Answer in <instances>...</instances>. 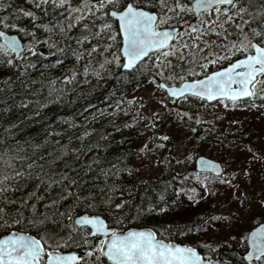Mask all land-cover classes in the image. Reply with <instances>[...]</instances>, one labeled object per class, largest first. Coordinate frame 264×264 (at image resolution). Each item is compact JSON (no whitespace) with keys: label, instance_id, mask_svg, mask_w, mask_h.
Returning a JSON list of instances; mask_svg holds the SVG:
<instances>
[{"label":"trees","instance_id":"obj_1","mask_svg":"<svg viewBox=\"0 0 264 264\" xmlns=\"http://www.w3.org/2000/svg\"><path fill=\"white\" fill-rule=\"evenodd\" d=\"M152 2L154 0H149ZM174 2L167 0L169 5ZM181 2L189 3V0ZM58 4L59 0H47V3L0 0V29L16 33L25 50L28 45L23 42L24 30L32 35L36 44L31 56L21 57L12 64L6 63L13 59L11 52L0 48V210L5 211L2 216L9 223L0 225V237L31 227L27 220L47 217L45 232L48 234L43 238L47 244L55 246L60 238L69 234L68 226L73 225L74 219L85 213L99 215L108 225L118 228L107 207L88 208L82 203L88 197L99 204L110 194L108 189L115 187L118 191L112 212L116 219L124 220L119 228L147 227L156 231L161 239L196 248L203 257L220 256L235 264H247L240 255L246 249V241L240 245L233 241L238 239L236 230L213 241L206 239L211 225H205V219L216 198L214 183L219 178L195 171L182 174L172 162L155 179L142 178L134 168L144 135L162 125L163 112L154 122H148L144 114L145 100L134 96L138 88L157 80L155 71L159 68L157 57L162 56L161 52L149 56L129 72L122 71L121 59L114 57V54L120 57L115 42L106 37L82 39L95 33L100 25L99 19L87 15L88 2L84 1L87 11L83 16L77 14L69 0H64L63 6ZM240 5L254 18L250 26L243 28V33L248 31L253 35L250 29L264 25V0H240ZM158 7L152 8V12L156 13ZM25 12L32 13L35 20L24 16ZM244 19H249L247 14ZM185 23L199 26L192 15H183L182 19L174 18L161 27L167 28L170 24L185 31ZM228 39L235 41L238 37ZM177 41L190 43L184 36L178 37L172 45ZM200 47L205 45L202 43ZM177 49L180 51L179 47ZM215 52L212 48L213 58ZM185 54L193 56L186 51ZM199 56L202 53L195 55ZM230 57L234 61L242 56L230 53ZM228 62L224 59L210 64L196 76L185 79L201 78ZM66 76H69L68 81L61 82ZM256 86L254 96L247 100L219 102L226 110L233 111L264 108V92H258ZM186 99L202 103L193 97ZM221 126L225 127L220 131L227 140L234 137L240 141L231 124L221 123L216 128ZM187 138L195 144L190 151L199 152L203 138L200 125L192 129ZM226 148L228 150L229 146ZM212 152L204 154L218 159ZM121 202L123 208L115 209V204ZM256 210L260 215L251 225H242L244 229L264 221V207ZM180 228L184 229L183 235ZM30 230L37 233L35 228ZM244 232L242 237L246 235ZM254 264H264V258Z\"/></svg>","mask_w":264,"mask_h":264},{"label":"snow or ice","instance_id":"obj_2","mask_svg":"<svg viewBox=\"0 0 264 264\" xmlns=\"http://www.w3.org/2000/svg\"><path fill=\"white\" fill-rule=\"evenodd\" d=\"M43 2L47 3V0ZM63 3L64 0H59L57 6H63ZM83 3L84 0L82 6ZM157 5L159 6L157 12L153 13L152 8H157ZM36 6L39 7L38 4ZM88 7L87 15L99 19L100 25L95 33L82 39L106 37L107 40L115 42L118 52L123 56L124 69L132 68L138 60L150 52L158 51L164 56L174 54L177 49L169 41L184 36L190 43L179 44L177 41L181 60L186 59L185 51L191 53L193 58L197 53H208L201 56L204 63L199 67L202 71L210 64L215 65L224 59L229 60L226 67L221 66L218 70L205 75L203 79L181 83L178 89H168L173 97L187 94L208 101L217 97L237 101L245 97H253L257 78L264 76V25H260L258 29H250L253 33L251 40L243 34V28L250 26L254 18L246 7L240 5V0H189V3L175 0L172 5H169L167 0H154L152 3H149V0H88ZM205 14L206 21L201 19ZM245 14L249 19H244ZM183 15L195 17L199 27L187 23L183 26L185 31H178L170 24L167 29L161 27L174 18L182 19ZM24 16H31L35 20V16L30 12H25ZM117 22L118 27L114 28L113 25ZM113 32L116 33L115 36L112 35ZM230 36H236L238 39L230 40L228 39ZM117 37H122V41ZM205 37L215 39L209 43ZM221 40H226L227 43H220ZM0 41H4L0 43V48H5L6 45L7 50L18 54L20 45L15 36H6L5 33L0 32ZM202 43L205 45L204 48L200 47ZM121 44L122 46H119ZM213 44L225 49L224 52L217 53L215 58L212 56ZM92 51H95V48ZM230 53H240L242 58L232 61ZM114 57L118 60L120 58L116 54ZM6 63L12 64L13 59H8ZM164 67L171 65L165 62ZM161 74L163 75V71ZM161 139L167 140L168 137L164 136ZM117 191V188L110 187L108 189L110 194L99 204L88 197H85L82 203L88 208L107 207L118 229L109 227L101 216L81 215L73 221V225L68 226L69 234L52 246L40 235L48 218L27 220L26 222L36 229L37 235L21 230L0 238V264H83L82 256L73 251H65L73 246L81 248L82 245L86 246L83 248L84 256L91 257L97 253L98 259L106 257L109 264H215L207 257H203L194 247L157 239L156 231L152 229L127 231L119 229L124 220L116 219L112 212ZM80 199L77 197V200ZM261 207H264V202H261ZM122 208L123 202L115 204V209ZM89 225L91 230L85 232L84 226ZM179 232L183 235L184 229L180 228ZM245 241L249 250L242 257L243 260L251 261L253 258L260 260L264 257V224H259L242 237V242Z\"/></svg>","mask_w":264,"mask_h":264},{"label":"rangeland","instance_id":"obj_3","mask_svg":"<svg viewBox=\"0 0 264 264\" xmlns=\"http://www.w3.org/2000/svg\"><path fill=\"white\" fill-rule=\"evenodd\" d=\"M84 1L88 2V0ZM69 2L78 15L83 16L85 10L87 11L83 7L84 3L82 6V0H69ZM201 19L206 21V14L202 15ZM20 28L23 29L22 26ZM25 32V30L22 32L23 42L27 43L28 49L22 53V57H29L36 44L32 35L29 32L25 35ZM243 34H246L249 40L253 37L248 31ZM175 46L176 49L179 47L177 42ZM213 50L218 53L224 49L213 44ZM185 56L186 59L181 60L180 51L177 49L174 54L157 57L159 61V68L155 71L157 80L144 84L134 92V96H139L146 102L144 114L148 122H154L155 117L161 112L163 114L161 127L144 135L140 152L133 165L142 178L155 179L169 167L171 162L176 163V171L182 174L194 171V162L199 156L219 162L223 166L224 173L219 177V181L214 183L216 198L205 219V225H211L206 231L208 235L206 239L213 241L222 237V234L236 230L235 237L238 239L233 241L240 245L244 231L247 234L253 227L244 229L242 225H251L256 216L260 215L256 209L263 208L261 202H264V108L253 107L233 111L226 110L220 102L206 104L203 101L198 103L183 98L184 101L180 103L178 100L169 99L158 87V82L178 85L188 76H196L201 69L199 65L204 63L201 56L195 58L187 54ZM165 62L171 67H164ZM256 84V90L263 93L264 77H260ZM221 123L231 124V129L236 131L240 141L234 137L227 140V136L220 131L225 127L216 128ZM198 125L201 127L203 138L199 152L193 154L190 150L195 144L189 141L187 136ZM164 136L168 139H161ZM227 145L228 150H226ZM210 150L218 159L204 154L205 151L210 153ZM48 203L46 200L45 204ZM3 213L5 211L0 210V225H8L9 223L4 219L6 217L2 216Z\"/></svg>","mask_w":264,"mask_h":264},{"label":"water","instance_id":"obj_4","mask_svg":"<svg viewBox=\"0 0 264 264\" xmlns=\"http://www.w3.org/2000/svg\"><path fill=\"white\" fill-rule=\"evenodd\" d=\"M194 19H196V18L194 17ZM116 24H117V27H118V22H117ZM176 28H177V27H176ZM165 29H167V28H165ZM177 30L180 31L179 28H177ZM0 32L5 33L6 36H15V37H16L17 42H18V44L20 45V50H19L18 54H17V53H13V52H11V51H10V52L13 54V57H15V58H13V61H17V60L20 58V56H21V54L23 53V51H24V48H23V45H22L21 40L19 39V37H18L16 34L8 33V32L3 31V30H1V29H0ZM120 39H121V41H122V37H120ZM173 40H174V39H173ZM173 40L169 41V43L171 44V43L173 42ZM0 42L3 43L4 41H0ZM120 46H122V44H121ZM5 48H6V45H5ZM8 51H9V50H8ZM157 52H158V51H157ZM153 53H155V52H150L148 55L142 57L141 60H138V61L132 66V68H130V69H124V68L121 66V70H122V71H125V72H129V71L135 69V68L138 66V64H139L140 62H142L143 60H145L150 54H153ZM120 57H121V60L123 61V56H122L121 53H120ZM225 67H226V66H225ZM209 74H210V73H209ZM203 78H204V77L199 78V79H203ZM68 79H69V76H66L65 78H63V79L61 80V82L65 83V82L68 81ZM194 80H196V79H194ZM191 81H192V80H186V81H183V82H181V83L191 82ZM181 83L178 84V85H167V84H165V83H163V82H159V83H158V86H159V85H163V87H159V88L165 92V94L167 95V97H169L170 99H173V100H179V99H182V98H184V97H188V96L193 97V96H191V95H187V94L184 95V96H176V97H173V96L170 95L168 89H172V88H177V89H178V88L180 87ZM194 98H197V99L203 100V101H205L207 104H211V103H214V102H217V101H221V100H225V101H228V102H239V101H244V100H246V99H248V98H250V97H245V98H242V99H238L237 101H230V100H228L227 98H220V97H217L216 99H213V100H211V101H208V100H206V99H202V98H199V97H194ZM204 162H207V163H204ZM213 165H215L216 167L213 168V167H212ZM194 169H195V171L198 172V173L211 174L212 176H215V177H219V176H221V175L223 174V171H224L222 165H221L219 162H217V161H215V160H212V159H209V158L204 157V156H199V157H197V158L195 159V162H194ZM81 215H88V214L85 213V214H81ZM81 215L77 216V217L74 219V221H75L76 219H78ZM88 216L91 217V216H93V215H88ZM97 216H98V215H97ZM101 218H102V217H101ZM106 223H107V222H106ZM260 224H264V222H262V223H260ZM258 226H259V224L256 225L255 227H258ZM84 227H85V228H88L89 230H91V226H90V225H89V226H84ZM255 227H254V228H255ZM129 230H148V228H140V229H139V228H132V229H129ZM252 230H253V228L250 229V230L248 231V233L251 232ZM12 233H16V231H12V232H10V233H8V234H6V235H9V234H12ZM4 236H5V235H4ZM4 236H2L1 238H3ZM172 243H174V242H172ZM175 244H177V243H175ZM178 245H181V244H178ZM181 246H186V245H181ZM248 250H249V249H248V246H247V250H246V252L243 254V256H245V255L247 254V251H248ZM73 252L77 253V254L80 255V256H84L83 250H81V251H73ZM104 258L107 260L106 257H104ZM210 260L213 261V262H215V264H220V262H222V264H234L232 261H230V260H228V259L220 258V257L215 258V259H210ZM107 261H108V260H107ZM244 261H245V260H244ZM258 261H259V260L253 258L251 261H245V262H247V263H252V262H258ZM108 262H109V261H108Z\"/></svg>","mask_w":264,"mask_h":264},{"label":"flooded vegetation","instance_id":"obj_5","mask_svg":"<svg viewBox=\"0 0 264 264\" xmlns=\"http://www.w3.org/2000/svg\"><path fill=\"white\" fill-rule=\"evenodd\" d=\"M12 224V223H11ZM26 225V224H25ZM29 225V224H27ZM109 227L113 228V229H118L117 227L113 226V225H108ZM47 226L44 228V233H40L41 236L45 237L48 233L45 232V230H47ZM30 229H34L32 226H26V229L23 227L21 228L20 230H16L17 232H20L21 230H24V231H27L29 234L31 235H37V233H31V232H34ZM121 229V228H119ZM123 230V229H122ZM84 231L87 232L89 231L88 229L84 228ZM7 234V233H6ZM157 239H161L157 236ZM165 240L166 242H169L171 240H167V239H163ZM173 242V241H171ZM86 247L85 245H82L81 248H78V249H66L65 251H81L83 250V248ZM245 253V250L240 254L241 255V258L243 257V254ZM98 254L97 253H94L93 256L91 257H88V256H82L83 257V264H100V262H103L104 264H109V262L106 261V259L104 257H100L99 259L97 258ZM208 259H212V258H208ZM243 260V259H242ZM231 261V260H230Z\"/></svg>","mask_w":264,"mask_h":264}]
</instances>
